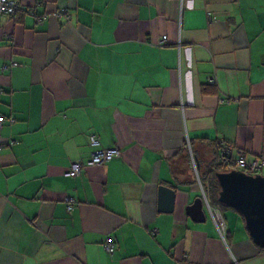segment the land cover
I'll use <instances>...</instances> for the list:
<instances>
[{
    "label": "crops",
    "instance_id": "obj_1",
    "mask_svg": "<svg viewBox=\"0 0 264 264\" xmlns=\"http://www.w3.org/2000/svg\"><path fill=\"white\" fill-rule=\"evenodd\" d=\"M17 1L0 16V264H264L199 186L218 140L264 157V0ZM90 136L119 155L86 166Z\"/></svg>",
    "mask_w": 264,
    "mask_h": 264
},
{
    "label": "water",
    "instance_id": "obj_2",
    "mask_svg": "<svg viewBox=\"0 0 264 264\" xmlns=\"http://www.w3.org/2000/svg\"><path fill=\"white\" fill-rule=\"evenodd\" d=\"M218 185L217 201L220 205L234 209L244 222L252 242L264 248V175L247 174L230 169L215 172ZM174 190L160 185L157 195V211L171 212ZM201 198H195L185 207V213L194 222H203Z\"/></svg>",
    "mask_w": 264,
    "mask_h": 264
},
{
    "label": "built area",
    "instance_id": "obj_3",
    "mask_svg": "<svg viewBox=\"0 0 264 264\" xmlns=\"http://www.w3.org/2000/svg\"><path fill=\"white\" fill-rule=\"evenodd\" d=\"M22 10V5L17 0H0V16H13L16 12ZM28 13L34 17L37 24H41L45 18L44 15H38L32 8L28 10ZM56 18H62L66 21L69 19V13L65 8H57L54 11ZM166 36H162L160 44L165 42ZM12 65H16L15 62ZM209 83H213V78L208 79ZM4 121H12L10 118H6L0 114V128ZM13 140H6L4 143H0V150L5 144H12ZM89 145L93 148L89 158L86 160V166L100 165L109 160L114 156L119 155V151L116 147L111 148H101L99 147L98 139L95 136H90ZM216 147L219 154V164L224 170L237 169L241 170L247 174H257L264 167V157L254 156L250 159L246 157V151L243 149H234L233 144L226 142L224 140H218L216 142ZM194 162L192 161V167H194ZM81 164L79 162H73L70 168L64 173L65 176H74L79 173ZM202 196L204 197L201 184L199 183ZM206 201V200H205ZM74 200L72 198H66V209L69 211L72 209ZM208 210L211 214L212 220L216 226V229L220 236L224 238L225 234V223L224 219L217 208L211 207L206 201ZM155 229L150 230V234H154ZM105 250L111 253L114 250V243L110 238L105 241Z\"/></svg>",
    "mask_w": 264,
    "mask_h": 264
},
{
    "label": "trees",
    "instance_id": "obj_4",
    "mask_svg": "<svg viewBox=\"0 0 264 264\" xmlns=\"http://www.w3.org/2000/svg\"><path fill=\"white\" fill-rule=\"evenodd\" d=\"M220 170H224V169L221 167L218 160L214 163H211L209 169H207L203 175H200V181H201L200 183L204 191L208 193V197L210 198L211 205H218L221 208H224L225 206L220 205L217 201L218 185L215 178V172ZM259 248L264 250V248L261 247Z\"/></svg>",
    "mask_w": 264,
    "mask_h": 264
},
{
    "label": "rangeland",
    "instance_id": "obj_5",
    "mask_svg": "<svg viewBox=\"0 0 264 264\" xmlns=\"http://www.w3.org/2000/svg\"><path fill=\"white\" fill-rule=\"evenodd\" d=\"M199 174H200V172H199ZM224 208H226V207H224Z\"/></svg>",
    "mask_w": 264,
    "mask_h": 264
}]
</instances>
